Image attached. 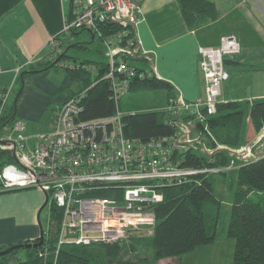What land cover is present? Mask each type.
<instances>
[{"label":"built area","instance_id":"2783aa9c","mask_svg":"<svg viewBox=\"0 0 264 264\" xmlns=\"http://www.w3.org/2000/svg\"><path fill=\"white\" fill-rule=\"evenodd\" d=\"M138 10L135 0H72L61 32L49 40L51 55L66 51L68 46H64L74 40L75 31L87 30L103 46L104 64L64 58L57 61L60 69L84 70L93 81L69 92L54 110L50 130L36 135L31 147L22 134V119L0 127V149L7 148L14 157V162L0 167V191L34 188L47 193L46 206L60 212L52 244L55 255L63 246L117 243L122 247L131 235H149L155 225L153 206L162 200L166 187L198 174L234 170L243 162L264 156L262 125L242 146L227 148L232 155L224 166H180L183 152L201 139L196 125L206 124L217 103L223 101L222 85L229 77L225 59L240 52L232 33L221 35L217 46H198L205 93L192 102L180 93L168 98L163 110L165 121L177 127L174 133L149 139L124 133L121 95L129 91L135 78H160L153 55L142 52L135 34ZM135 57L146 61L144 70L132 64ZM101 80L111 88L114 111L107 117L82 119L83 98ZM8 95L9 89L0 94V115ZM191 105L196 113L178 121L175 110ZM4 132H16V138H3ZM50 208H46L47 220ZM42 253L47 251L39 255Z\"/></svg>","mask_w":264,"mask_h":264},{"label":"trees","instance_id":"16d2710c","mask_svg":"<svg viewBox=\"0 0 264 264\" xmlns=\"http://www.w3.org/2000/svg\"><path fill=\"white\" fill-rule=\"evenodd\" d=\"M177 2L188 27H199L217 16L212 0H177ZM72 45L86 47L80 42L69 43L67 46ZM63 51L43 63L30 64L28 70L21 71L16 96L21 92L23 78L26 75L57 66V61L66 57V51ZM102 56L104 59L97 57L75 61H99L103 65L105 56ZM135 60L143 63V66L139 65L136 68L144 70L146 61L139 57H135L133 61ZM64 70L70 81H76L78 89L89 86L93 81L91 75L84 70L68 68ZM144 83L163 89L166 104L168 98L174 94L171 85L157 77L135 78L129 90L134 86H142ZM1 103L0 97V106ZM82 104L84 109L82 119L92 120L111 115L114 104L108 82L106 80L96 82L88 90ZM14 107L15 103H4L3 112L0 115V127L11 124L15 119ZM165 118L166 113L163 108L160 111L143 110L123 113L124 133L141 139L174 133L177 127L173 123H167ZM205 123L196 125L201 139L192 143L183 152L180 166H224L232 154L227 148L223 149L222 145L219 148L218 146L224 144L231 149L245 143L255 135L264 125V98L219 102L216 105V111L207 117ZM12 162L14 157L9 150L0 149V167ZM218 173L230 176L234 185L224 233L227 237L234 239L231 264H264V156L243 162L234 170ZM210 174L213 173L198 174L190 177L189 181L166 187L163 190L162 200L153 206L155 225L152 233L131 235L122 247L117 243L68 245L63 246L55 255L52 245L53 237L46 239L44 236L40 246L25 248L24 258L17 257V249H13L0 255V264H139L143 261L154 264L159 259H169L194 251L202 245L214 242L218 236L217 224L221 201L213 193ZM50 212L49 232L53 231L60 219V212L54 206H51ZM145 238H149V243L145 245L147 255L143 256L138 253L145 250L141 245V240ZM44 249L47 253L39 255V252L45 251ZM167 264L172 263L170 261Z\"/></svg>","mask_w":264,"mask_h":264},{"label":"crops","instance_id":"0c3cea01","mask_svg":"<svg viewBox=\"0 0 264 264\" xmlns=\"http://www.w3.org/2000/svg\"><path fill=\"white\" fill-rule=\"evenodd\" d=\"M135 1L140 18L135 34L141 50L153 55L157 75L174 93L188 102L204 96L197 48L217 46L221 35L232 33L240 52L225 59L229 77L221 99L264 98V0H212L217 16L196 28L186 25L177 0ZM71 4L72 0H0V94L9 89L7 101L15 103L14 117L25 122L29 136L49 130L54 110L69 95L71 81L64 69L50 67L26 75L16 96L18 78L30 64L53 57L49 40L61 32ZM77 88L76 83L72 89ZM187 116L192 115L183 114V119ZM43 202L44 193L38 189L0 191V250L39 236ZM210 244L196 249V255L201 250L204 256L214 254ZM162 260L160 264L171 261Z\"/></svg>","mask_w":264,"mask_h":264},{"label":"rangeland","instance_id":"374dc122","mask_svg":"<svg viewBox=\"0 0 264 264\" xmlns=\"http://www.w3.org/2000/svg\"><path fill=\"white\" fill-rule=\"evenodd\" d=\"M75 32L76 34L74 35V40L71 42V44L80 42L86 47L81 48V47H77L74 45L67 47V44H66L64 46V48L67 47L66 57H64V59L84 60V59H96L97 57L103 58L102 56L104 54L103 46L101 45L97 37L92 38L91 33L88 32L87 30H78ZM60 51H62V49H60ZM132 64L135 66H139L142 64V62L139 60H135V61H132ZM75 87H76V81H71L70 89H67L66 92L67 91L71 92V90H73ZM165 101H166L165 92L163 89L154 88L144 83L142 86H139V87L134 86L133 88L129 90V92L121 95L119 99V108H120V111H122L124 114L130 113L133 111H143V110L160 111L163 108V106H165L166 104ZM11 102L12 101L8 99L7 104H10ZM175 111L177 113L178 121H181L183 119V114L193 115L196 113V108L193 105H191L186 108L179 107ZM170 114H172V112H170ZM44 122L45 121H42L41 123H44ZM25 130H26V127H25ZM25 130L22 131V134L25 137H27L26 145L28 147H31L35 141L34 137L41 133H36L32 136H29V135H26ZM47 131H44V132H47ZM16 135H17L16 132H13V133L4 132L2 134V137L6 139L8 138L15 139ZM243 144L244 142L238 145L237 147L242 146ZM219 146H221L223 149L230 147L224 144H220ZM237 147H232V148H237ZM210 179L212 181L213 193L216 196V198L221 201V209H220V214H219L218 224H217L218 236H217V239L209 246L212 248V251L214 252V254H211V252H209L208 255L204 256V255H201L202 253H204V250H201L198 253V255H196V252L199 249L198 248L197 250L184 253L182 255H179L173 258H169L172 264H231L233 248H234V239L231 237H227L224 233H225V229L227 225L228 214H229L230 207H231V201L233 198L234 185H233V182H231L230 180V176L223 175L221 173L210 174ZM45 206L42 208L43 210L41 211V216H40L41 222L39 223L42 226L45 238L46 239L49 237L54 238L55 227L53 226L54 227L53 231L49 232L48 225H47V222L50 221V210L48 211V220H46V208L47 209L50 208V205L49 206L47 205L46 207ZM53 224L55 225V221ZM45 228H46V232L44 231ZM141 243H142L141 245L144 246L145 250L140 251L138 254L143 255V256L147 255V250H146L145 245L149 243V238H145L141 240ZM17 251H18L17 255H21V256L24 255L25 257L26 255L24 254L25 249L19 248L17 249ZM155 263L156 264L163 263V260L159 259Z\"/></svg>","mask_w":264,"mask_h":264},{"label":"water","instance_id":"95a60500","mask_svg":"<svg viewBox=\"0 0 264 264\" xmlns=\"http://www.w3.org/2000/svg\"><path fill=\"white\" fill-rule=\"evenodd\" d=\"M64 52V51H63ZM57 59V58H56ZM44 202L42 203L39 211L46 205L47 203V193L44 194ZM39 227H40V234L38 237H36L35 239L31 240V241H23L21 243H17V244H14V245H10L8 247H6L5 249L3 250H0V255H3V254H6L8 252H10L11 250L13 249H19V248H29V247H38L42 244L43 242V238H44V233H43V229H42V226L41 224L39 223Z\"/></svg>","mask_w":264,"mask_h":264}]
</instances>
